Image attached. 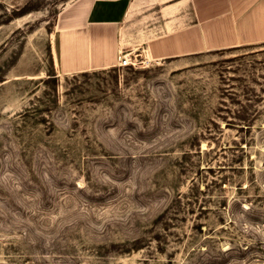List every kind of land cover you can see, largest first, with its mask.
I'll return each instance as SVG.
<instances>
[{
	"label": "rangeland",
	"instance_id": "rangeland-1",
	"mask_svg": "<svg viewBox=\"0 0 264 264\" xmlns=\"http://www.w3.org/2000/svg\"><path fill=\"white\" fill-rule=\"evenodd\" d=\"M85 1L0 0V264H264V42L153 49L248 0H130L136 65L63 73Z\"/></svg>",
	"mask_w": 264,
	"mask_h": 264
},
{
	"label": "crops",
	"instance_id": "crops-1",
	"mask_svg": "<svg viewBox=\"0 0 264 264\" xmlns=\"http://www.w3.org/2000/svg\"><path fill=\"white\" fill-rule=\"evenodd\" d=\"M130 0H86L76 25L58 32L57 62L63 73L99 67L117 59L116 27L125 17ZM209 0H174L166 5L208 8ZM242 6V5H241ZM234 22L220 28L223 37L211 36L210 24L203 13L198 27L195 22L169 39L155 40L157 58L264 42V0L245 1Z\"/></svg>",
	"mask_w": 264,
	"mask_h": 264
},
{
	"label": "built area",
	"instance_id": "built-area-1",
	"mask_svg": "<svg viewBox=\"0 0 264 264\" xmlns=\"http://www.w3.org/2000/svg\"><path fill=\"white\" fill-rule=\"evenodd\" d=\"M137 63V58L136 55L132 54L130 51H125L120 49L118 51L117 55V65L124 67H130V66H135Z\"/></svg>",
	"mask_w": 264,
	"mask_h": 264
}]
</instances>
